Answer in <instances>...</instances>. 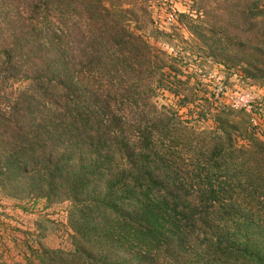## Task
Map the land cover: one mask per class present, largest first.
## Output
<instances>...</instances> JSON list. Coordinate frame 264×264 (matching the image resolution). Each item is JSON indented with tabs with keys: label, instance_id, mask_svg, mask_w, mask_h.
I'll return each mask as SVG.
<instances>
[{
	"label": "trees",
	"instance_id": "trees-1",
	"mask_svg": "<svg viewBox=\"0 0 264 264\" xmlns=\"http://www.w3.org/2000/svg\"><path fill=\"white\" fill-rule=\"evenodd\" d=\"M109 1L28 0L31 25L20 27L18 13L13 31L7 23L0 34V182L12 189L28 178L27 195L72 203L74 249L46 250L41 261L264 264V141L252 135L246 148L236 144V125L199 129L158 107L166 64L130 29L135 9ZM252 3L264 6L230 3L245 9L235 35L244 50L231 61L264 85V20ZM190 29L202 37L201 26ZM212 38L202 39L216 58ZM31 60L38 63L28 67ZM92 76L94 85L85 81Z\"/></svg>",
	"mask_w": 264,
	"mask_h": 264
},
{
	"label": "rangeland",
	"instance_id": "rangeland-1",
	"mask_svg": "<svg viewBox=\"0 0 264 264\" xmlns=\"http://www.w3.org/2000/svg\"><path fill=\"white\" fill-rule=\"evenodd\" d=\"M231 1L110 0L108 3L135 9L127 16L131 19L128 20L130 29L151 45L157 61L166 64L168 87L158 89L159 95L155 98L158 107L173 108L181 119L199 129H229L230 125H236V131H232L236 144L250 148L252 135L264 141V85L256 84L246 76V64L231 61L244 50L239 47L241 44L235 35L241 39L244 24L236 17L245 12L244 8L231 5ZM27 5L28 0H0V34L3 25L8 23V30L11 28L9 24L18 13L25 16L23 22L19 20L20 27H25L23 23L31 25L32 15H27ZM248 8L253 9L255 20H264L262 4L255 6L252 3ZM198 10L203 13L200 15ZM70 20L71 26L75 20ZM202 20L205 25H201ZM213 22L218 25L216 35L210 30ZM226 23H229V29H225ZM221 24L223 30H219ZM192 25L201 26L199 34L202 37H195L190 29ZM64 28L65 25L60 24V29ZM205 35L212 36L218 45V50L214 51L218 55L216 58L209 55L211 48L216 46L204 41ZM4 44L0 40V48ZM53 47L51 53L55 59L59 57L58 47ZM227 47L229 60L224 61L221 53ZM62 48V52L68 53L65 43ZM75 48L78 47L75 45ZM68 56L70 59L69 53ZM76 58L86 61L78 52ZM37 63L31 60L28 67ZM28 74L34 76L33 70ZM85 81L94 85L93 76ZM27 83L28 79L23 77L16 86L23 89ZM27 183L28 178H25L17 188L11 189L0 182V264H46L39 257L44 251L74 249L75 230L70 223L72 203L63 198H53L49 202L36 193L27 195L24 190Z\"/></svg>",
	"mask_w": 264,
	"mask_h": 264
}]
</instances>
